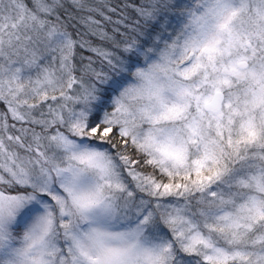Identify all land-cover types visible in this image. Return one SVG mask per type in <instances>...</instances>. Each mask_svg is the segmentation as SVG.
Masks as SVG:
<instances>
[{"label": "snow or ice", "instance_id": "obj_1", "mask_svg": "<svg viewBox=\"0 0 264 264\" xmlns=\"http://www.w3.org/2000/svg\"><path fill=\"white\" fill-rule=\"evenodd\" d=\"M0 264H264V0H0Z\"/></svg>", "mask_w": 264, "mask_h": 264}]
</instances>
